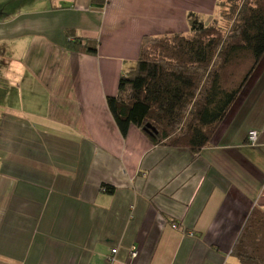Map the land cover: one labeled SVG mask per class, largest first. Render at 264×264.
<instances>
[{
    "label": "crops",
    "instance_id": "crops-1",
    "mask_svg": "<svg viewBox=\"0 0 264 264\" xmlns=\"http://www.w3.org/2000/svg\"><path fill=\"white\" fill-rule=\"evenodd\" d=\"M16 1L0 0V264H239L264 213V57L199 154L123 137L107 105L145 36H189L218 0Z\"/></svg>",
    "mask_w": 264,
    "mask_h": 264
},
{
    "label": "trees",
    "instance_id": "trees-1",
    "mask_svg": "<svg viewBox=\"0 0 264 264\" xmlns=\"http://www.w3.org/2000/svg\"><path fill=\"white\" fill-rule=\"evenodd\" d=\"M220 20L206 25L188 16L190 35L145 36L136 63L122 75L107 105L123 137L132 126L156 146L188 149L199 154L237 101L264 57V0H218ZM66 49L96 56L97 46L81 38L68 40ZM242 57L251 67L232 87L226 69ZM150 125L156 133L145 131ZM113 192V188H106ZM232 254L239 264H264V213L254 210Z\"/></svg>",
    "mask_w": 264,
    "mask_h": 264
},
{
    "label": "rangeland",
    "instance_id": "rangeland-1",
    "mask_svg": "<svg viewBox=\"0 0 264 264\" xmlns=\"http://www.w3.org/2000/svg\"><path fill=\"white\" fill-rule=\"evenodd\" d=\"M15 4H16L15 8H12V9H14V11H18L20 9H26L27 7H29V6H27V3L24 4V6H23V4L21 3V0L16 1ZM219 16H220V13H219L218 17H216L215 19L220 20ZM212 22H213V20L210 22H206L205 24L209 25ZM219 22H220L219 26H221L223 29L225 28V30H228L229 25L226 23V21L220 20ZM251 63H252V60L250 57H242V58H240L239 61L233 62L226 69V71L224 73V78H225V81L227 82V84H230L232 82V84H231L232 87H235V85H237L243 79L244 75L250 69ZM252 78H253V75L250 76L248 81L250 82V80Z\"/></svg>",
    "mask_w": 264,
    "mask_h": 264
},
{
    "label": "built area",
    "instance_id": "built-area-1",
    "mask_svg": "<svg viewBox=\"0 0 264 264\" xmlns=\"http://www.w3.org/2000/svg\"><path fill=\"white\" fill-rule=\"evenodd\" d=\"M248 143L251 144V145H255L258 141V133L256 131H250L249 134H248ZM174 229L177 228L176 225L173 226ZM117 252V250H113L112 253L115 254ZM132 256L133 257H136L137 256V251H136V248H133L132 250ZM112 261V259H111Z\"/></svg>",
    "mask_w": 264,
    "mask_h": 264
},
{
    "label": "water",
    "instance_id": "water-1",
    "mask_svg": "<svg viewBox=\"0 0 264 264\" xmlns=\"http://www.w3.org/2000/svg\"><path fill=\"white\" fill-rule=\"evenodd\" d=\"M146 132L152 134V133H156V130L153 129L150 125L147 126V128L145 129Z\"/></svg>",
    "mask_w": 264,
    "mask_h": 264
}]
</instances>
